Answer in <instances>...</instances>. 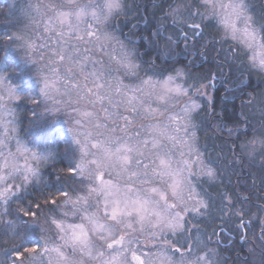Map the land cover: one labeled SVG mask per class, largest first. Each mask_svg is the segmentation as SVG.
Instances as JSON below:
<instances>
[{
	"label": "snow or ice",
	"instance_id": "1",
	"mask_svg": "<svg viewBox=\"0 0 264 264\" xmlns=\"http://www.w3.org/2000/svg\"><path fill=\"white\" fill-rule=\"evenodd\" d=\"M187 11V18L181 17L183 23L194 32L199 31L204 25V14L198 7L195 12L190 8ZM82 14L83 10L75 13L78 20ZM92 15L98 19L95 12ZM71 16V12H60L56 17L60 25H67V31L63 33L66 41L87 43L102 39L94 24H88L87 31L82 32L72 24ZM177 17H180L179 9L172 13L174 23ZM103 38L107 39V34ZM187 38L185 33V40ZM70 47L77 56L81 51L85 53L76 61L69 56L70 62L83 76L84 85L71 78L72 69L68 70V78L57 76V80L64 79L69 92L82 88V94L77 93V103L84 101L85 106L76 109L81 118L76 123L82 125L86 121L89 127L81 133L84 143L74 133V140L80 144L81 159L75 168H69V172L75 177L79 171L80 176L89 181L85 185L86 195L78 196L73 203L80 206L90 227L79 225L81 231L66 241L72 247L71 253H66L58 245L49 246L47 242L41 247L40 244L26 245L21 241L10 250L15 253L11 264H24L25 260L40 264L49 253H55L62 264H86V261L92 264H173L174 255H185L181 251L185 246L173 248L167 236L187 231V217L199 215L208 207L193 188L194 177L205 175L214 179L216 176L215 170L205 163L195 146L197 134L193 113L200 106L190 93L194 88L196 93L204 95L206 86H185L183 78H187L188 73L179 68L162 80L153 79L147 75L149 70L142 69L145 78L138 71L141 65L127 59L122 65L124 75L131 74L138 83H125L118 70H106L103 61L95 59L87 47L83 50L75 45ZM64 59L61 54L60 62ZM177 77L182 78L181 82H177ZM2 80L0 77V82ZM55 83V80L46 81L41 91L47 95L46 90L55 87ZM10 95L20 99L11 92ZM32 102L36 103L35 99ZM177 108L178 112L175 111ZM246 134V130L241 132V135ZM238 147L243 150L245 142ZM30 175L37 173L28 164L22 183L0 187V201L7 204L8 195L14 189L19 192L27 186ZM4 179L0 176V183ZM58 196L67 198V190L58 192ZM90 200L95 204H90ZM45 203L55 206L57 198L51 197ZM35 207L40 209L42 206L36 203ZM92 207L95 210L89 211ZM20 211L33 221L38 215L33 211ZM52 223L61 233L64 232L60 222L53 220ZM10 227L13 235H17L16 226ZM136 233L147 234L153 242L161 237L163 240L157 251L145 250L144 241L137 238ZM186 251L190 252L191 246L188 245ZM199 259L202 264H210L205 255ZM0 264L6 262L0 260Z\"/></svg>",
	"mask_w": 264,
	"mask_h": 264
},
{
	"label": "trees",
	"instance_id": "2",
	"mask_svg": "<svg viewBox=\"0 0 264 264\" xmlns=\"http://www.w3.org/2000/svg\"><path fill=\"white\" fill-rule=\"evenodd\" d=\"M172 5L173 0H125V11L115 18L112 28L136 51L142 69L149 70L147 75L159 79L183 68L187 81L209 86L210 97L199 98L193 120L196 148L216 176L197 182L208 209L197 219L195 232L206 239L217 232L218 239L208 245L224 259L220 264H264V246L258 247L264 243V154L248 158L238 147L264 132V75L249 71L238 50L229 47L226 51L227 43L219 40L210 21L196 32L182 24V16L174 23L169 15ZM249 5L258 23H264V0H249ZM21 7L22 0H0V72H7V79L25 96L15 105L22 136L51 152L52 163L35 184L13 191L7 204L0 201V260L6 264L15 255L10 251L13 245L21 241L38 244L44 234L42 221L34 222L20 210L39 215L43 206L53 207L45 201L67 189L69 168L76 162L70 138L51 123L53 116L39 103L33 68L23 61L15 39H10ZM141 75L147 77L144 71ZM245 130L247 134L241 135ZM36 203L42 207L37 209Z\"/></svg>",
	"mask_w": 264,
	"mask_h": 264
},
{
	"label": "clouds",
	"instance_id": "3",
	"mask_svg": "<svg viewBox=\"0 0 264 264\" xmlns=\"http://www.w3.org/2000/svg\"><path fill=\"white\" fill-rule=\"evenodd\" d=\"M197 2L198 8L204 14V22L210 21L215 26L219 40L233 45L242 54L244 65L249 71L264 75V23L257 22L249 0H197ZM187 8L188 0H173L169 15L172 16L173 11L179 9V15L183 16ZM80 10H83V14L78 20L75 13ZM124 11L125 0H22L17 29L13 33L16 48L20 51L23 61L33 68L34 81L38 85L39 103L42 104L43 110L53 117L62 116L66 121L67 131L77 151L75 167L81 159V151L80 144L74 140V133L80 142L84 143L81 133L86 132L89 127L86 121L82 122V125L76 123L81 119L76 109L83 108L85 103L84 101L77 103V93L82 94V88L71 89L69 92L64 79L57 80V76L68 78V70L72 69L71 78L78 79L81 86L84 85L83 76L76 65L69 60V56L72 57V61H76L85 55L81 51L80 56H77L70 47L75 45L81 50L85 47L90 49L95 59L103 61L106 70H118L124 82L135 80L131 74L124 75L125 69L122 65L126 59L141 65V70H138L141 74L142 64L137 60L136 51L121 40L112 28L115 18ZM60 12H71L72 24L78 26L82 32L87 31L88 24H94L102 39L99 42L90 40L87 43L66 41L63 33L67 31V25L62 26L56 20ZM93 12L98 19L93 18ZM104 34H107V39L103 38ZM121 44L124 45L123 48ZM61 54L65 57L63 62L59 60ZM179 69L185 71L183 68ZM7 76V72H0V77H3L0 82V176L5 178L0 183V187L9 183H22L28 164H31L37 173L35 176L30 175L28 185H31L35 184L38 177L42 178V172L52 163V157L49 151L42 150L22 136L15 105L25 96L7 79ZM181 79L177 77V82H181ZM183 79L187 86V78ZM53 80L56 81L55 87H49L45 95L41 89L45 87L46 81ZM10 92L14 96H19L20 99H14ZM28 99L32 98L28 97ZM247 141H254V143H247ZM262 141H264V132L258 136L249 137L245 141V148L241 150L242 154L248 158L264 154ZM87 159L88 157H85V160ZM88 183L89 181L80 176L77 171L75 177L70 176L68 179L66 189L68 197L60 196L55 206L45 205L40 209L34 222L42 221L43 223L44 234L40 238L41 247L47 242L49 246L53 244L60 246L66 253L72 252L71 245L66 244V241L71 240L77 232L81 231L79 225L90 227L84 219L80 206L73 203L78 196L86 195L85 185ZM13 196L14 193H10L7 200H12ZM65 200L68 202L66 203ZM90 204L94 205L95 201L90 200ZM94 210V207L89 209V211ZM53 220L62 224L63 233L52 223ZM40 264H62V262L58 260L55 253H49L41 259ZM86 264H92V262L86 261ZM173 264H177L175 257H173ZM180 264H202V262L199 257L192 258L189 254L188 260H183Z\"/></svg>",
	"mask_w": 264,
	"mask_h": 264
},
{
	"label": "rangeland",
	"instance_id": "4",
	"mask_svg": "<svg viewBox=\"0 0 264 264\" xmlns=\"http://www.w3.org/2000/svg\"><path fill=\"white\" fill-rule=\"evenodd\" d=\"M197 7H198L197 0H188V8L187 9L190 8L191 11L195 12ZM187 9L183 13V16H182L183 18H187V16H188ZM180 21H182V24H184L182 19H180ZM227 45L228 46L225 48L226 51L228 50L229 47L235 49L233 45H231L229 43H227ZM185 72L188 73L186 70H185ZM114 74H116V73H114ZM165 77H162L159 79L162 80ZM145 78H147V77H145ZM187 78H188V76H187ZM153 79H157V78H153ZM187 82H188V84L193 85L192 81L188 80ZM125 83L132 84V83H138V81L127 80V81H125ZM202 85L206 86V88L204 89V93H205L204 95L196 93L194 88L191 90V93H190L192 95V98L197 102L198 105H199V98L200 97H202V98H209L210 97L209 86H207L206 84H202ZM175 111L178 112L179 108L175 109ZM194 113H193V115H194ZM53 118H54V120L51 123L53 125H55V127L58 130H60L61 133L67 135L71 140V136H70V133H68V131H67V125H66V121H64V118L62 116L58 117V118L57 117H53ZM193 122H194V120H193ZM71 142H72V140H71ZM72 144L75 147V152L77 155L76 146L74 145L73 142H72ZM195 146H196V141H195ZM179 150L180 149L178 147L176 149V154H177L176 158H178ZM184 150L187 151V149H184ZM51 157H52V153H51ZM204 176L205 175H200V176L194 177L193 188H194L195 192L199 194V198H203L206 201V199L202 195V193H201V191L197 185L198 180ZM205 177H207V176H205ZM9 184H11V183H9ZM13 191H15V189ZM207 209H208V207L206 209H204L202 211V213L199 215H190L187 217V220H188V223L186 224V228L188 229L187 231L179 233L176 236H172L170 234L167 236V239L171 242V246L173 248H181L182 245L185 246V248L181 249V251L185 252V255L183 257H181V255L179 253L174 255V257L177 261V264H180V262L183 260H188L189 254L191 255L192 258L201 257L202 255H205L207 257L208 261L210 262V264H220L223 262L224 259H222V256L219 255L216 248H212L210 245H208L209 244L208 241H215L218 239V235H216L217 232H215L214 237H212L210 239L203 238L202 236H200L199 233L195 232L197 229V226H198L196 224V221H198L197 219H199L202 215H204L205 211H207ZM135 235L137 238L144 241L145 250H151L153 252L158 250V248L160 247L161 242L163 240V237H161V238L157 239L155 242H153L151 239H149L147 234L141 235L140 233H136ZM40 243L41 242H38V244H40ZM258 244H260V243H258ZM188 245L191 246L190 252L186 251V247ZM260 246L261 245H259V247ZM46 260H47V258L45 257V261Z\"/></svg>",
	"mask_w": 264,
	"mask_h": 264
},
{
	"label": "flooded vegetation",
	"instance_id": "5",
	"mask_svg": "<svg viewBox=\"0 0 264 264\" xmlns=\"http://www.w3.org/2000/svg\"><path fill=\"white\" fill-rule=\"evenodd\" d=\"M257 245V244H256ZM259 245H261L260 247H259ZM262 246H264V243H260V244H258V247L259 248H261Z\"/></svg>",
	"mask_w": 264,
	"mask_h": 264
}]
</instances>
